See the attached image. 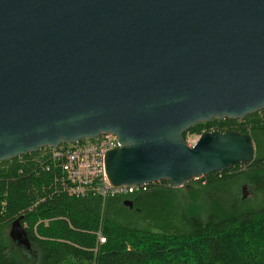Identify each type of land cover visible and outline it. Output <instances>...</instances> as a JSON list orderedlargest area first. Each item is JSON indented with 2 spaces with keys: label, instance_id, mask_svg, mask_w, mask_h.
Instances as JSON below:
<instances>
[{
  "label": "water",
  "instance_id": "obj_1",
  "mask_svg": "<svg viewBox=\"0 0 264 264\" xmlns=\"http://www.w3.org/2000/svg\"><path fill=\"white\" fill-rule=\"evenodd\" d=\"M262 108L264 0H0V162L112 132V185L180 188L257 154L186 131ZM10 235L31 249L20 219Z\"/></svg>",
  "mask_w": 264,
  "mask_h": 264
},
{
  "label": "trees",
  "instance_id": "obj_2",
  "mask_svg": "<svg viewBox=\"0 0 264 264\" xmlns=\"http://www.w3.org/2000/svg\"><path fill=\"white\" fill-rule=\"evenodd\" d=\"M216 128L250 134L255 160L180 188L161 181L105 200L64 192L59 171L47 170L50 147L0 162V264H264V108L184 136ZM17 219L30 250L8 232Z\"/></svg>",
  "mask_w": 264,
  "mask_h": 264
},
{
  "label": "built area",
  "instance_id": "obj_3",
  "mask_svg": "<svg viewBox=\"0 0 264 264\" xmlns=\"http://www.w3.org/2000/svg\"><path fill=\"white\" fill-rule=\"evenodd\" d=\"M199 136L187 137L188 143L195 144ZM119 147H122V143L112 132H103L94 138L79 139L70 144L64 143L56 148L50 147L52 150L46 161L47 170L54 167L59 171L56 179L62 190L72 197L91 195L105 200L148 191L154 183L114 186L109 181L105 156L108 151ZM104 240L99 234V242Z\"/></svg>",
  "mask_w": 264,
  "mask_h": 264
},
{
  "label": "rangeland",
  "instance_id": "obj_4",
  "mask_svg": "<svg viewBox=\"0 0 264 264\" xmlns=\"http://www.w3.org/2000/svg\"><path fill=\"white\" fill-rule=\"evenodd\" d=\"M191 136V135H188V137ZM192 137H196V136H192ZM202 177V176H201ZM252 196V193L250 190L247 189V196L245 198H248V197H251ZM10 231V227L8 229V232Z\"/></svg>",
  "mask_w": 264,
  "mask_h": 264
},
{
  "label": "flooded vegetation",
  "instance_id": "obj_5",
  "mask_svg": "<svg viewBox=\"0 0 264 264\" xmlns=\"http://www.w3.org/2000/svg\"><path fill=\"white\" fill-rule=\"evenodd\" d=\"M217 129V128H216Z\"/></svg>",
  "mask_w": 264,
  "mask_h": 264
}]
</instances>
